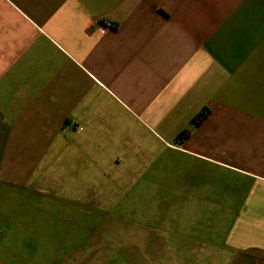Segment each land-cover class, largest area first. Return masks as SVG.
I'll use <instances>...</instances> for the list:
<instances>
[{
  "label": "crops",
  "instance_id": "0c3cea01",
  "mask_svg": "<svg viewBox=\"0 0 264 264\" xmlns=\"http://www.w3.org/2000/svg\"><path fill=\"white\" fill-rule=\"evenodd\" d=\"M143 178L185 198L154 210L179 233L108 204L44 239L51 221L3 205ZM0 264H264V0H0Z\"/></svg>",
  "mask_w": 264,
  "mask_h": 264
},
{
  "label": "rangeland",
  "instance_id": "374dc122",
  "mask_svg": "<svg viewBox=\"0 0 264 264\" xmlns=\"http://www.w3.org/2000/svg\"><path fill=\"white\" fill-rule=\"evenodd\" d=\"M123 183L122 189L125 188L127 191H124L121 195L109 198L95 197L91 199V202H86L84 197L70 196L72 193L67 188L68 182L58 179L56 180V193L33 188L30 191L15 194L11 199L7 198L8 201H3V205L21 206L22 204H28L35 210V212L30 211L27 214L32 222L34 221L33 219L51 221L48 224L49 227L42 229L43 233H45L44 237H42L44 239H56V228L64 227L67 223L74 222L80 226L84 225L82 223L88 220H86L87 216L82 210H87V207L91 208L94 213H97L102 208L97 205L108 206V204H114L115 208L103 213L105 220H117L123 227L138 228L137 231L140 234L146 233V230L155 227V221H159L160 219H167L173 224V230L178 233L181 231L182 223L179 212L155 213L154 210L159 208H176L180 206V200L184 201L185 198L160 196L159 192H157L159 195H156L150 188V181L145 178L138 182L127 179ZM153 184L156 183L153 182ZM106 200H109V202L103 204ZM80 207L82 210L76 209ZM8 216V220L13 222H22L21 220L29 221L25 214L19 212L13 214V216ZM31 232L32 230L29 231L30 234ZM72 233H74V230H72ZM42 247L47 249L48 246Z\"/></svg>",
  "mask_w": 264,
  "mask_h": 264
},
{
  "label": "trees",
  "instance_id": "16d2710c",
  "mask_svg": "<svg viewBox=\"0 0 264 264\" xmlns=\"http://www.w3.org/2000/svg\"><path fill=\"white\" fill-rule=\"evenodd\" d=\"M209 114V108L204 107L200 111H198L192 118V122L194 124L200 123L207 115ZM189 134V129H185L182 132L179 133L178 135V140L184 139L188 136Z\"/></svg>",
  "mask_w": 264,
  "mask_h": 264
},
{
  "label": "built area",
  "instance_id": "2783aa9c",
  "mask_svg": "<svg viewBox=\"0 0 264 264\" xmlns=\"http://www.w3.org/2000/svg\"><path fill=\"white\" fill-rule=\"evenodd\" d=\"M108 25L110 26L111 24H110V23H108Z\"/></svg>",
  "mask_w": 264,
  "mask_h": 264
}]
</instances>
